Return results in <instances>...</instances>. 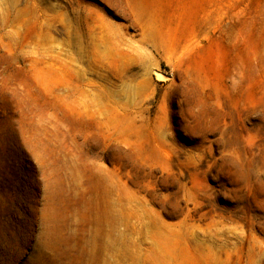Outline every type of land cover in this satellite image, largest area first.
<instances>
[{
	"label": "rangeland",
	"instance_id": "1",
	"mask_svg": "<svg viewBox=\"0 0 264 264\" xmlns=\"http://www.w3.org/2000/svg\"><path fill=\"white\" fill-rule=\"evenodd\" d=\"M0 264H264V0H0Z\"/></svg>",
	"mask_w": 264,
	"mask_h": 264
}]
</instances>
